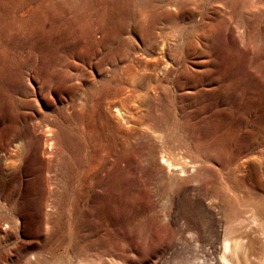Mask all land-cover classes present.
Wrapping results in <instances>:
<instances>
[{"label":"rangeland","instance_id":"obj_1","mask_svg":"<svg viewBox=\"0 0 264 264\" xmlns=\"http://www.w3.org/2000/svg\"><path fill=\"white\" fill-rule=\"evenodd\" d=\"M83 1L103 0H0V264L31 253L48 264H218L224 221L213 195L264 203V45L252 44L250 23L206 3L180 9L178 28L158 20L151 45L131 30L87 36L69 10ZM143 72L149 89L171 93L173 125L146 117V87L133 86ZM218 76L230 87L216 106ZM55 183L86 190L66 250L43 245L28 202L51 199L39 187Z\"/></svg>","mask_w":264,"mask_h":264},{"label":"bare ground","instance_id":"obj_2","mask_svg":"<svg viewBox=\"0 0 264 264\" xmlns=\"http://www.w3.org/2000/svg\"><path fill=\"white\" fill-rule=\"evenodd\" d=\"M169 1L170 3L172 2L177 5L176 7L177 9L174 12L163 9L161 5L155 3V0H103L101 2L100 9H93L90 7V3L83 1L84 3L82 2L83 3L82 7L81 6L74 7L70 3L71 5L69 7L75 9L69 8V10L70 11L73 10L72 16L73 17L75 16L74 20L78 22V24L81 23L80 25L82 27V30L84 34H86L87 36L91 34L93 27H98V26L102 29L104 33V37L106 39L107 38L111 39L112 37L117 38L119 37L122 31L131 30L132 33L137 32L138 36H140L141 39L145 38L147 44H150L151 42L154 43L153 40L154 37L156 36L154 28L156 27L158 20L162 18L163 19L166 18L169 24L171 25V27L178 28V25L180 24L179 21L181 19V18L179 19V15H180L179 10L185 9L187 7L186 4L190 3L192 4V7H196V6L200 7L204 3L221 5V6L223 5L225 9H227L228 12H230V17L236 18V20L238 22H241L242 24L250 23L251 40L253 38L252 44L255 40L262 43V46L264 45V0H169ZM223 20L217 17L215 18L216 21L215 24L217 26L219 25L218 27H220L221 25L223 26V24L225 23V21ZM203 21L205 22V20ZM180 34L181 33H179V35ZM169 35H172V33ZM255 49H258V47ZM137 78L138 80L136 83L134 81L133 86L135 87V85H140L146 87L142 95L143 100L146 104V108H145L146 117L150 119L159 118L157 119L159 120V122H163V123L168 122L171 123L170 125H173L172 124L173 118L171 117L170 114L171 93L166 88V86L154 85L152 88L149 89L147 86L151 83L150 81H152L150 72L147 73L143 72L137 74ZM168 78L169 77L165 76L163 80H166ZM173 81L174 80H170V82L174 85ZM215 81L217 83V86L214 88L216 94H214V96L212 97H214V101L216 100L217 102V104L215 103L216 106L225 105L227 103L226 97L228 96L227 95L228 87L230 86H228V83H224V81L220 76L215 77ZM240 92H241L240 90L236 89V93L234 94V96H230L234 99L231 105L239 104L240 96H241ZM171 132L175 133L173 130H171ZM20 145L21 144L17 142L13 146L18 148L19 151V149L21 148ZM159 155H160V159L158 161L162 165V167L164 166L165 170L167 171H169V169H172L175 163H173L169 159V157L163 152H160ZM39 190L41 192L43 191L45 194L48 195L52 194L51 199H47L45 198V196L44 197L40 196L28 200V202L32 204L33 208H37L38 211L40 212L41 218L38 222V226L42 225V230L40 232L43 235V239H42L44 242L43 245L45 246L48 244L50 245L49 247H51L52 245H57V247L61 246L66 250L67 246L74 245L73 237H75L74 235L77 234L78 232L77 226L80 227V224L78 223H80L81 218H83L82 214H84V211L87 208L85 207L84 202L82 203L81 202L82 200H80L82 199V196L86 191L85 187L80 183L73 185L68 183L66 184L55 183V184L41 185L39 187ZM219 191L222 194L217 195L218 193H216L213 195V197L217 199V203H218L217 205L221 209V212L223 213V221H224L223 233L220 239V246L218 251L219 252L218 264H264V239L261 236L264 234L263 233L264 203L260 201L257 202L254 199H252L251 202L244 203L243 205H241L238 202H236L235 199H233L234 198L233 196L229 197L228 195L229 191L223 188L220 189ZM225 196H228V199L225 198ZM7 202L8 203L2 202L3 204H1V207L5 208L7 211L15 212L18 204L13 201H7ZM78 252L79 251H76L75 254H77ZM33 255L34 254L31 253L24 263L27 264L28 262L33 261L34 264H48V262L44 258H41L38 254H35L34 255L35 257L32 258Z\"/></svg>","mask_w":264,"mask_h":264}]
</instances>
